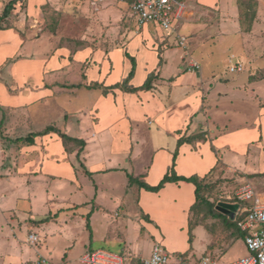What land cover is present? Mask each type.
Wrapping results in <instances>:
<instances>
[{"label":"crops","instance_id":"0c3cea01","mask_svg":"<svg viewBox=\"0 0 264 264\" xmlns=\"http://www.w3.org/2000/svg\"><path fill=\"white\" fill-rule=\"evenodd\" d=\"M10 1L0 0V17ZM49 1L16 0L0 21V109L5 112L0 119V142L5 144V150L0 149V211L7 224L1 235L11 236L12 223L26 221V229L40 238L32 244L27 235L35 264L42 258L53 264L54 251L67 260V248L85 230L90 243L120 246L122 254L140 263L150 255L141 256L138 248L165 234L168 239L179 234L188 238L196 186L168 182L152 192L130 183L129 174L157 185L176 150L175 171L186 177L212 176L218 160L229 166L251 147L264 152V0H254L253 6L240 0H184L174 32L154 22L140 26L128 0H108L103 7L119 5L103 11L94 8V0H86L84 12L97 14L88 33L97 34L127 10L135 18L136 31L99 40L97 51L89 47L74 54L60 47L51 52L45 46L38 26ZM178 35L189 37L186 47L179 45ZM87 39L91 45L95 41ZM126 52L136 59L131 84L141 86L154 73L153 88L104 93V87L130 73ZM148 54L153 55L152 65L145 58ZM233 59V65L249 72L247 78H228L218 67V62ZM191 64L198 67L189 69ZM94 82L102 85L86 87ZM77 83L79 88L63 87ZM63 97L86 105L75 104L68 111L60 101ZM50 125L85 144L66 143L58 132L37 135L32 144L16 141ZM189 136L197 137L178 147V140ZM236 211L224 214L234 220L240 216ZM56 235H63L68 247H49ZM17 242L10 238L7 246L16 247ZM171 245L172 252H180L177 244ZM43 248L49 256L41 253ZM189 248L185 244L182 250ZM27 250L25 256L30 257ZM89 250L94 249L84 247L69 264H82L80 258Z\"/></svg>","mask_w":264,"mask_h":264},{"label":"rangeland","instance_id":"374dc122","mask_svg":"<svg viewBox=\"0 0 264 264\" xmlns=\"http://www.w3.org/2000/svg\"><path fill=\"white\" fill-rule=\"evenodd\" d=\"M85 3L86 0H53L49 1L48 5L44 6L43 10H41V21L38 28L39 33L44 34L43 37L46 40L45 46L46 48H49L48 50H51L52 52L54 51V48L60 47L64 52L69 50L70 54H74L77 51L91 47L94 51H97L101 47L98 43L99 40L104 38L115 39L119 34L122 37H126L128 36L127 31H130V29H132L131 31H136L137 25L135 18L132 17L129 10H127L119 21L111 18L110 23H106V25L103 24L104 29L98 30L97 34L95 32L88 33L89 24L95 21L97 14H86L83 10L86 5ZM118 5L119 3H116L115 5L108 4L104 7L101 5L99 10L103 11L104 9L111 8V6L117 7ZM134 34L136 35V33ZM87 36L93 38L92 40L95 38L92 45L88 42L89 39H87ZM111 44L112 47L116 45L115 42H112ZM137 44L138 43H136V45ZM145 58L150 65H152L153 55L148 54ZM115 60L117 63L122 62L119 54L115 56ZM218 63V67H220V70H224V73H226V77L228 78L239 77L240 79H243L244 77L247 78L249 75L247 70L242 72H232L230 70L231 64L233 65V63H236L235 59L231 62L224 60ZM259 75H262V72H258L257 78H259ZM60 101L61 103H65L64 109L68 111H72L75 104L79 107L86 105L80 103L81 99L68 102L67 97H63ZM85 103H87V100ZM252 111L254 112V110ZM3 113H5L4 109H0V119L3 116ZM60 113L62 114L59 116V120L62 121L63 113L65 112L62 109ZM262 129L264 130V116H262ZM4 145V141L0 142L1 150L4 149ZM249 150L250 151L245 152L243 155L238 154L237 158L233 159L232 164L229 166L221 161L215 173L208 178L211 185L209 190L205 193V196L216 207L220 206V208H223V205L221 204L224 203L237 204L234 199L235 190L245 182L251 183L256 188V191L260 194L261 198H263L264 152H254L253 147ZM262 150L264 151V149ZM223 159L228 160L229 158L227 159V156H225ZM199 208L192 211L190 220L192 231L190 235L188 234V238L179 234L172 235V237L168 239V236L165 234L162 236V239L154 240L152 245L148 244L143 249L138 248L141 256H149L152 251V246L155 243H160L164 249L173 255L179 254L184 256L185 259L190 262L197 260L201 255H209L213 257L217 264H227L248 253L244 239L240 236L236 224L232 225V227L228 226L225 223L226 219L223 216L213 217L211 213L208 212L207 206ZM221 212L226 213V211ZM13 218L22 220L20 214L19 217H15V214H13ZM25 223L26 221L23 220L20 222L17 221V223H12L11 227L13 231L11 232V236L1 235L3 230H7V224L4 214L0 211V264H35L37 262L32 259V256H34L33 245H31L27 239L28 233L32 234L31 232H33V230L26 229L24 226ZM86 232V230L85 234L80 232L79 236L76 238V244L71 248H67L69 254L67 260H64L65 262L62 260L61 254L58 251L52 252L50 256L52 259L51 262H53V264H69L68 259H75L78 257L82 253L84 247L85 250L93 247V249L105 248L115 253H121L122 250L120 249V246H106L99 242L90 243ZM10 238L17 239L18 245H16V247L12 245L9 247L7 246V242ZM226 239L227 242L225 241ZM69 243L70 242L65 239L63 235H56L55 238H50L48 246L53 247V249L55 247L62 249L64 246L68 247L67 245ZM171 244H177L176 247L179 248L178 250L180 252H172ZM185 244H189L190 248L183 251L182 249ZM26 248H28L27 251H30L31 253L30 257L25 256ZM20 251H22V256H20ZM41 253L49 256V253H47L44 248L41 250Z\"/></svg>","mask_w":264,"mask_h":264},{"label":"built area","instance_id":"2783aa9c","mask_svg":"<svg viewBox=\"0 0 264 264\" xmlns=\"http://www.w3.org/2000/svg\"><path fill=\"white\" fill-rule=\"evenodd\" d=\"M108 0H94L93 6L96 9ZM132 15L138 24L154 22L158 23L164 30L175 31V23L183 17L184 0H128ZM180 46L186 47L189 37L178 35ZM198 67L191 64L189 69ZM243 66L235 64L230 67L232 72L242 71ZM238 204L237 219L238 227L244 232V241L248 253L227 264H264V202L257 196L254 186L245 182L241 184L234 194ZM29 241L32 244L38 243L40 238L37 234H29ZM83 264H216L209 255L190 262L182 255H173L168 252L160 243H155L150 256L147 259L134 261L131 257L122 253H115L106 249H94L85 252L81 258ZM47 259L42 258L37 264H46Z\"/></svg>","mask_w":264,"mask_h":264},{"label":"trees","instance_id":"16d2710c","mask_svg":"<svg viewBox=\"0 0 264 264\" xmlns=\"http://www.w3.org/2000/svg\"><path fill=\"white\" fill-rule=\"evenodd\" d=\"M241 1V4H246V5H249V6H253L254 4V0H240ZM16 2V0H12L10 1V3L4 8V12H3V15L0 17V21L8 15V13L10 12V10L12 9L14 3ZM0 28H2L1 24H0ZM126 56L131 60V63H132V69L130 71V73L128 74L127 77L123 78L122 81L114 84V85H111L109 87H104V90L103 92L104 93H108L109 90H112V89H121L123 91H126V92H130V93H136L140 90H151L153 88V82L154 80L156 79V75L154 73H150L146 79V81L141 85V86H133L131 84V80L132 78L134 77L135 75V70H136V59L131 56L129 53L126 52ZM102 84L98 83V82H94L86 87L88 88H98L100 87ZM81 86L80 83H77V84H71L70 86L68 85H65L63 84V87H73V88H79ZM50 132H58L60 134V136L62 137V139L64 140V142H70V141H77L81 146H83L85 144V142L83 140H78V139H75L71 136H69L68 134L66 133H63L61 131H59L55 126L53 125H50V126H47L44 130L38 132V133H31L29 134L27 137H24V138H18L16 141L19 142V141H22L24 143H29V144H32L34 143V138L37 136V135H44V134H48ZM197 136H189V137H181L179 140H178V147L181 146L183 143L185 142H192L196 139ZM215 153L218 155L219 152H217L215 150ZM177 155H178V150L175 151L174 153V157H173V163L171 165V167L169 168V170L167 171V173L164 175V177L160 180V182L155 185V186H151L143 181H140L138 178L134 177L133 175L129 174V180H130V183H138L140 185V187L148 190V191H152V192H158L160 191L166 183L168 182H179V181H186V182H191L193 183L195 186H196V202L194 204V206H192V211L199 208V207H204V206H207L208 208V212L211 213V215L213 217H216V216H223L226 220H225V223L228 225V226H231L236 224L237 225V219H234L232 220L230 216H228L227 214H224L223 212L221 211H226L225 209L223 208H220L219 207H216L212 202H210V200L205 196V193L207 192V190H209V187L211 185V182L208 180V178L211 176V173L210 174H207L203 177L199 176V175H192V176H189V177H186V176H179L177 175L176 171H175V161H176V158H177ZM221 163V160H218V165ZM200 209V208H199ZM89 216L88 215V218H87V227L88 229L91 231V227H90V223H89ZM191 222H190V231H189V235L191 234ZM239 234L241 237H244L245 234H242L240 231H239Z\"/></svg>","mask_w":264,"mask_h":264},{"label":"water","instance_id":"95a60500","mask_svg":"<svg viewBox=\"0 0 264 264\" xmlns=\"http://www.w3.org/2000/svg\"><path fill=\"white\" fill-rule=\"evenodd\" d=\"M223 205V209L225 210H229L230 209V212L231 213H234L237 209H238V204H221Z\"/></svg>","mask_w":264,"mask_h":264}]
</instances>
